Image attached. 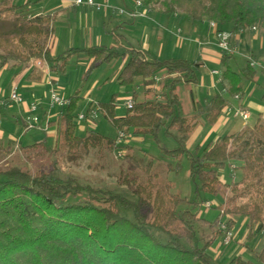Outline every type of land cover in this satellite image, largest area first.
<instances>
[{
	"label": "trees",
	"instance_id": "obj_1",
	"mask_svg": "<svg viewBox=\"0 0 264 264\" xmlns=\"http://www.w3.org/2000/svg\"><path fill=\"white\" fill-rule=\"evenodd\" d=\"M136 1L141 6L135 9L144 13V18L146 12L158 11L185 17L191 23L214 21L218 31L229 29L231 42L239 32L255 28L264 40V0ZM27 9L26 3L18 5L13 0H0V71L9 64L34 69L29 63L35 59L34 62L46 64L51 73H64L68 60L82 55L90 60V72L115 58L128 57L117 77L118 83L132 86L140 80L145 93H153V98L139 99L134 93L132 106L123 117L114 115L112 102L101 104L96 111L89 106L85 119L93 121L96 118L90 119L91 112L95 111L96 117L98 111L102 112L115 129L116 138L108 139L94 132L78 137L74 112L80 97L76 92L62 107L53 149H49L45 141L18 147L21 152L30 158L51 150L57 157H76L81 149L86 152L91 140H101L114 150L119 147V140L132 135H146L156 141L163 129L165 136L177 146L171 150L162 148V154L174 160L187 156L189 176L195 185L194 198L187 201L170 193L171 185L166 183L154 194L153 211L160 213V217L148 219L144 199L136 190L109 189L82 181L75 175L65 174L56 160L32 172L16 165L0 169V264H213L211 249L215 241L233 228L237 217L249 223L248 241L255 236L264 241L262 114L245 137L225 136L201 150L196 148L189 152L186 142L195 121L203 117L208 124H214L227 103L223 95H216L192 116H182L176 86L196 84L195 69L200 63L184 59H147L146 53L133 48L118 52L114 47L105 46L70 48L54 56L47 44L53 42L52 26L59 11L30 15ZM136 19L139 18H131ZM230 58L224 56L222 60L225 63ZM160 72L175 78L156 90L152 86ZM254 75L248 64L238 75L226 69L224 76L229 83V93L241 92L242 82L251 80ZM124 147L128 148L127 144ZM232 162H241L236 170L240 179L224 183L219 170ZM175 169L169 166L167 171ZM145 171L152 173L151 168ZM202 195L217 197V218H226L219 222L225 229L219 227L211 236L203 233L201 224L209 223L196 212L205 202ZM256 258L264 264V246ZM229 264L248 263L238 257Z\"/></svg>",
	"mask_w": 264,
	"mask_h": 264
},
{
	"label": "rangeland",
	"instance_id": "obj_2",
	"mask_svg": "<svg viewBox=\"0 0 264 264\" xmlns=\"http://www.w3.org/2000/svg\"><path fill=\"white\" fill-rule=\"evenodd\" d=\"M109 1L111 2V7H113L115 11L114 13L110 11L111 15H109L107 19L103 18L104 13H106L104 10L101 13L95 10L88 12L89 36L83 39L87 44H92L89 42H94V44L85 48L99 46L97 45V36L101 35L102 45L105 47L113 46L118 52H124L130 48L144 51V44L147 43V40L154 42L156 37H158L160 43L158 45L153 44L155 47H151V50L146 52L147 59H178L180 58L179 52L183 50L182 54H184L188 50V46L194 51L196 49H209L202 48L198 44L205 41V37L202 34L198 33L197 35L187 37L188 35H186V31L184 32L183 28L181 37H176L175 32H172L174 33L172 35L169 33L170 35L167 34L166 37H162L164 34L161 30V23L158 20L150 24L146 21V19L150 18L148 16L146 19H136V23L133 25L131 18L126 14L125 16H119L117 13L118 10H123L125 12L136 10L134 0ZM13 2L21 5L23 2L26 3L27 0H13ZM62 4L69 5L70 1L31 0L30 10L32 13H43L52 10L56 5ZM27 10L30 11L29 7ZM151 16H153V14H151ZM85 18L86 16L80 12V9L73 7L68 8L64 14L58 15L52 26L53 42H48L47 49L48 47L51 49L52 46L51 51L53 50L55 53V46L57 41H59V47L55 53V56H58L70 48L69 44L72 39H74V46L82 47V36L84 35L82 30L84 27L82 28V26L85 25ZM181 19L183 18H171L169 24L176 30L178 29L177 26H179L177 24H183ZM206 22L207 20L204 21V23ZM142 23H144V25ZM197 23L199 22H196V24ZM201 23L203 22L201 21ZM141 25H143L145 29L147 28L146 30L148 31L145 32L143 29V32H141V28H138L141 27ZM74 26H76V30H74ZM253 41L251 45L248 42H243L240 47L241 52L251 54V61L256 64L254 67L256 82L255 85L251 87L246 102L248 110L238 105L233 107L234 110L241 108L247 113L248 119L242 120L239 117L235 118L232 115L223 114L218 117L216 124L214 123L212 125L200 119L199 123H196L193 127L186 142V148L189 152H193L196 148L201 150L208 144L215 142L216 139L225 136L233 135L236 137H245L256 123L258 115L261 114L259 110H264V40L259 37L253 39ZM215 50L217 53H220L217 48ZM239 53L240 51L237 50L236 55ZM187 55L189 57V62H200L195 61L192 56L193 54L190 55L187 53ZM236 55L234 57L236 63H238V56ZM124 58H126L127 63L128 57H119L113 59L109 63L96 66L90 72H88L90 60L82 55L70 58L66 64L64 73H51L46 64L41 62L38 68H34L39 69L41 78L39 81H49L50 83L53 81L54 83L52 87H40L41 91L45 90L47 99L41 100L38 102V105L36 103L34 104L39 107L40 111L44 110V112H47V109H49L56 118L59 113L62 112L60 110L62 108L56 105L51 106L48 97L49 90H54V92L64 100H67V98L77 92L80 100L74 112L76 135L78 137H86L87 132H94L102 137L115 139L117 133L109 121L105 119L102 112L98 111L97 117L93 121L89 119L80 120L79 116L85 115L89 106H92L93 110H99L101 104L112 102L114 105V115L116 117H123L128 113L126 102L131 101V96L135 93L141 98L144 89L140 80H136L132 86H122L117 81L121 66L126 64L123 61ZM204 62V68L200 66L195 69L197 82H199L198 85L202 89L200 90L202 91V97L206 96L207 89H211L212 84L215 82L214 80L212 83L210 76H208V72L211 73L212 70L220 74L223 72L221 71V61H219V63H211L209 60L204 59ZM230 66L236 68L235 66L237 65L234 64V61H231ZM26 69L28 68L26 67ZM0 73H3L0 81V86L2 87L0 97L4 98L7 97L11 91V85L8 87V81L13 78L18 85L22 80V75L26 73V70L24 67H17L9 64L4 67ZM247 85V82L243 83L242 87L244 91L248 88ZM194 88L195 86L183 84H178L176 86L175 93L178 95L182 107L181 114L187 118L190 116L188 113L190 108L189 93L191 90H194ZM211 92L216 96L217 93H215V90H211ZM152 98L153 93H149L148 99ZM223 98L232 102L228 94H224ZM30 100L31 99H29V102H33ZM38 113L37 111V115ZM45 123L46 122L40 118L34 129L26 130L22 125L23 120H20L12 111H0V169L16 165L32 172L39 168L44 169L49 166L52 161L56 160L65 174L75 175L82 179V181L86 180L99 187H106L109 189L136 190L139 192L142 200L144 199L143 204L146 208L145 212L148 219H158L160 217V213L156 214V212L153 211L155 202L154 194L159 187L166 185V183H170L171 185L169 190L170 193L177 194L187 201L193 200L195 185L189 176L187 156L174 160L168 159L162 154V148L171 150L177 146L172 139L165 136L163 129L158 133L156 141L150 136L132 135L126 139L119 140V147L114 150L110 149L109 145L101 140H91L87 143V147L85 148L86 152L81 149V153L76 157H57L53 153L54 151L51 150L46 154L41 152V156L36 158H30L13 145L10 147H2V142H4L3 138H8L21 147H27L46 141L49 149H53L57 135L50 139V137L43 132ZM126 144L129 149L124 147ZM125 154L129 155L128 158L125 157ZM239 163L241 162H238V164L235 162H232L230 165L226 164L219 170L220 179L224 183H230L231 181H238L240 179V173L236 172ZM169 166L170 169H176L167 171ZM146 168H151L152 173L150 174L149 171L146 172ZM154 173H156L155 176L153 175ZM202 198H204L205 202L196 212L209 223L201 224V228L206 236H211L219 227L221 228L222 225H220L219 222L225 221L226 218L224 219L223 216L219 217V219L217 218L219 215V212L215 209L219 204V199L217 197L202 195ZM216 219H218V222L213 223ZM234 221L233 228L229 230L232 233L231 242L226 246L223 245V234L217 238L211 249L213 264H229L232 259L238 257L248 264H261L257 260L256 255L264 246L263 239L255 236L251 241H248L246 238L249 231L248 221L243 217H237ZM252 231L254 232V228H252Z\"/></svg>",
	"mask_w": 264,
	"mask_h": 264
},
{
	"label": "crops",
	"instance_id": "obj_3",
	"mask_svg": "<svg viewBox=\"0 0 264 264\" xmlns=\"http://www.w3.org/2000/svg\"><path fill=\"white\" fill-rule=\"evenodd\" d=\"M22 1H24V0H22ZM95 1L96 2H102L103 0H98V1L95 0ZM23 4H25V2H23ZM26 4L29 5L28 7H29V10H30V8H31V0H27ZM70 4L69 5L68 4H66V5L65 4L56 5L52 10H48V12H43V13L42 12H34V13H32L31 10L30 11L27 10V13L30 14V15H48V14L50 15V14L56 12V11H59L58 15H61V14H64L67 11L68 8H72L73 7V8L80 9V12L84 16H86L85 25L82 26V28L84 27L82 29L83 30V34H84L82 36V41H83L82 45L83 46L82 47L74 46L75 45L74 44V39H72L70 41L69 45H70V48H85V47H89V45H93L94 42H89V43H92V44H87V42H85L83 38L86 37V36H89L88 35L89 34V26H88L89 21H88L87 17H88V12H92L91 10H94V9H92L90 7H86V6H73L72 4L71 5ZM109 4H111L110 1H109ZM102 11L103 10H101L99 12L101 13ZM104 11L106 13H104L105 16L103 15V18L107 19L109 17V15H111V13H114L115 10L110 5V8L104 9ZM110 11H111V13H110ZM151 14H153V16H151ZM146 15H147V17L149 16L150 18L149 19L144 18V19H146V21L149 22L150 24L151 23L153 24L154 23L153 21H155V20H158L161 23V26H162L161 30H162V32L164 34L162 37H166L167 34H169V33L171 35L174 34L172 32H175V36L176 37H178V36L181 37L183 28H184V32L186 31L185 32L186 35H188L187 37H190L191 35H197L198 33L202 34L205 37L204 38L205 41L204 42H200L198 44L202 48H209V49H205V50H197L196 49L194 51V50H192V48H189V46H188V48H187L188 50L186 49L187 51L184 54H182L183 50L179 52V57L181 59L183 58L184 60L188 61L189 57H188L187 53H189L190 55L193 54L192 56L194 57L195 61H200L198 63H200L202 68L205 67L204 59L209 60L211 63H219V61H221V64H222L221 71H223L222 74H220L218 72H216L218 74H213V72H215L213 70L211 71V73L208 72V76H210L212 83H213L214 80H215V82H214V84H212L211 89H207L205 97H202V91H200L202 89L198 85L199 82H197L196 84L191 85V86H195V88H194V90H191L190 93H189L190 108H189L188 113H189L190 116L195 114L196 111H198L200 108L203 109L206 106V104L214 97V94H213V92H211V90H215L216 91L215 93H217L216 95L228 94L230 96V99L232 100V102H230L229 100H226L227 101L226 107H225V109L222 111V113L218 117L222 116L223 114H225V115L228 114V115H232L233 116V111H234L233 107H235L236 105L240 106L241 108H243L245 110H248L246 102H247V98H248V95L250 93L251 87H253V85H255V82H256L255 75L253 76V78L251 80H245V81L242 82L241 87H242L244 82L248 83V85H247L248 88L245 89V91H244V89L242 87V91L241 92H239L238 94H234L233 95V94L229 93V90H228L229 89V83L226 80V77L224 76V72L227 69L230 74H237L238 75L241 72V70L246 66V64H248V61L252 60L251 59V54L245 53V52H241L240 47H241V44L243 42H248L251 45L254 42L253 39L259 38L260 36L257 34L256 31H252V30L241 31L238 34L234 35L233 41L231 43H232L233 46H235L237 48V50L240 51V53L238 55H236V56H238L237 57L238 63H236V59H235L234 56L231 57L227 62L224 63L223 60H222L224 55H222L221 53H217V51L215 50L216 49L215 36H214L215 31L209 28L207 22L204 23V21H202L203 23H201V21H200L199 23H197L198 24L197 25L196 23L189 22L188 19L185 18V17L178 16V15L168 16V15H164L161 12H158V11H148V12H146ZM157 16H160V17H157ZM156 18H158V19H156ZM171 18L172 19L183 18V19H181L183 24L182 25H181V23L177 24L179 26H177L178 29L175 30V28H172L171 25L169 24L170 23L169 21L171 20ZM135 23H136V20L132 21L133 25ZM121 24H124V23H121ZM142 24L144 25V23H142ZM145 24H147V23H145ZM143 25H141V27H138V28H141V32H143V29L145 30V32H147L148 31V30H146L147 28L145 29L143 27ZM205 29H206V31H205ZM74 30H76V26H74ZM228 30L229 29H223V31H226V32L229 33ZM100 36L101 35L97 36L98 37L97 38V45H99V46H101L102 43H103L102 42V37H100ZM159 43L160 42H159V38L158 37H156L154 42H151L150 40H147V43L144 44L145 50L142 51V52L146 53L147 51H150L151 47H155L153 44L158 45ZM58 47H59V41H57V43H56L55 53L58 50ZM110 47H113V46H110ZM70 48H68V49H70ZM51 49H52V46H51ZM55 53H54L53 50L51 51V54L54 55V56L56 55ZM180 58H178V59H180ZM168 59H170V58H168ZM123 61H124V63H126V58H124ZM231 61H234V64L237 65V66H235L236 68H232L230 66V62ZM122 66H121V69L124 67V66L123 67ZM20 67H24L25 70H26V73L24 75H22L21 82L18 83V85H17L16 82L14 81V79L11 78V80L8 81V85H9L8 87H10V85H11V88L13 86L17 87L18 93L21 96V98L23 100V103L21 105L7 104L6 106H4L1 109V111L10 110V111H12V113L16 114L17 117L20 118V120L21 119L23 120L25 115H26V113H27L28 106L30 104L36 103L38 105V102H40L41 100L47 99V95H46L45 90L41 91L40 87H50V82L49 81L43 82V80H41V82L39 81L40 80L39 77H38L39 76L38 74H40L39 69H26V66H20ZM36 68H38V67H36ZM252 69L254 70V68H252ZM2 75H3V73H0V81H1ZM172 77L175 78L174 76H168L164 72H160L158 75H156L154 77V79L156 78L157 81H154V84H153L152 87L154 89H156V90H159L161 85L163 83H166L167 80L171 79ZM201 79H203V78H201ZM53 83L54 82L52 81L51 85ZM180 84H183V83H180ZM183 85H185V84H183ZM1 93H2V87L0 86V94ZM148 95H149V93H145V89H144L141 98L139 96H138V98L139 99H143L144 97L148 98ZM235 96H238V99H235L234 98ZM4 98H7V97H4ZM28 98L31 99L30 101H33V102H29ZM51 106H54V105H51ZM49 108H52V107H49ZM181 108L182 107L180 105V109ZM228 109H230V111H228ZM60 110L63 111V109H60ZM37 111L39 112L38 115H37L38 119L40 120V118H41V120H44L46 122L45 125H44V131L43 132H45L46 135L50 137V139L55 137L56 134H57V122H58L59 116L61 115L62 112H60L59 115L55 118L53 116L52 112L49 109H47V112H44V110L40 111L39 107H37ZM259 111H261L260 113L262 114V120L264 121V110L261 109ZM36 114H37V112H36ZM200 119H203V117L198 118L195 122L199 123ZM39 120H38V122H39ZM217 121H218V118H217ZM216 122H215V124H216ZM22 125L25 128L24 123ZM30 130H32V129H30ZM3 139H4V142H2V147H10L9 146L10 144H11V146L13 145V146H15L17 148L21 147L20 145H17L15 142H12V140H10L8 138L7 139L3 138Z\"/></svg>",
	"mask_w": 264,
	"mask_h": 264
},
{
	"label": "built area",
	"instance_id": "obj_4",
	"mask_svg": "<svg viewBox=\"0 0 264 264\" xmlns=\"http://www.w3.org/2000/svg\"><path fill=\"white\" fill-rule=\"evenodd\" d=\"M63 1H70V3L73 6L90 7L97 12L104 10V9H107V8H110L109 0H103L102 2H96L95 0H63ZM135 6L140 7L141 3L139 1H136ZM118 14L119 15H125L126 14L127 16H129L132 19L145 17V14L140 12L137 9L133 10V11H126V12L123 10H118ZM208 26L210 29L215 31V34H214L215 46L220 51V53L226 57L235 56L237 54V48L235 46H233L231 43L230 33L226 32V31H218L217 25L214 21H209ZM251 30L255 31V28H251ZM39 65H41L40 62H34L33 60H31L29 63V67L33 66L36 68V67H39ZM248 65L251 68H254L256 66V64L251 60L248 61ZM213 74H218V73L213 72ZM48 96H49V101L52 105H56V106L62 108L67 104V102L64 99L60 98L52 89L49 90ZM234 98L238 99V96H235ZM22 103H23V100L18 93L17 87L13 86L11 88V91H10L9 95L7 96V98L0 97V110L4 106H6L7 104L21 105ZM131 106H132L131 101L126 102L127 108H131ZM95 111H92L90 114L91 120L96 118V112ZM228 111H230V109H228ZM36 112H37V105L34 103L30 104L28 106L27 113L23 119V122L25 124L26 129H32L36 126V124L38 122V117H37ZM233 116L235 118L239 117L242 120L248 119L247 113L244 112L241 108L235 109L233 111ZM79 119L80 120L85 119L84 115L79 116ZM221 229L224 230L225 228L223 226H221ZM231 240H232V233L229 231L225 232L224 236L222 238V244L226 246L231 242Z\"/></svg>",
	"mask_w": 264,
	"mask_h": 264
}]
</instances>
